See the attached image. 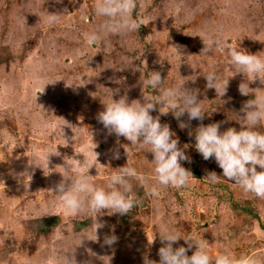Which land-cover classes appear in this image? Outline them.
<instances>
[{
	"label": "rangeland",
	"instance_id": "obj_1",
	"mask_svg": "<svg viewBox=\"0 0 264 264\" xmlns=\"http://www.w3.org/2000/svg\"><path fill=\"white\" fill-rule=\"evenodd\" d=\"M137 3L140 29L122 37L105 35L97 47L85 39L103 22L94 12L96 0H0V264H59L66 250H75L77 264H144L145 256L158 264L161 223L205 240L213 259L222 253L254 255L264 264V200L225 179L215 159L204 160L189 135L201 123L223 122L221 132L240 130V109L252 98L239 92L246 78L232 68L226 49L201 55L200 35L222 33L232 47L264 58V0ZM49 14L58 20L49 24ZM212 70L229 79L224 97L206 87L204 74ZM153 72L161 74L165 87L183 83L197 91L205 111L203 121L182 116L189 125L183 130L173 113L151 112L179 139L178 147L190 158L181 165L193 176L188 187L164 188L158 198L133 181L141 202L126 215L104 210L97 217L104 225L97 230L99 242L92 241L93 216L67 215L60 207L55 186L63 179L61 166L87 154L92 183L107 190V177L127 164V147L130 166L153 183V154L109 135L97 121L103 103L112 99L143 103V94L158 95L143 85ZM249 87L264 85L257 79ZM257 130L264 132V125ZM25 171L31 177L24 184ZM213 171L220 177L215 182L205 178ZM44 217L58 222L37 238L36 220ZM113 234L118 241L102 247L104 237ZM148 239L155 240L149 245ZM181 245L187 246L183 239L174 247Z\"/></svg>",
	"mask_w": 264,
	"mask_h": 264
},
{
	"label": "clouds",
	"instance_id": "obj_2",
	"mask_svg": "<svg viewBox=\"0 0 264 264\" xmlns=\"http://www.w3.org/2000/svg\"><path fill=\"white\" fill-rule=\"evenodd\" d=\"M137 8V0H96L94 12L96 16L103 18V22L98 30L85 34L86 42L99 47L103 44L102 37L105 35L122 37L138 31L143 25V20L134 18ZM57 20V14H49L47 22L52 24ZM200 37L204 44L201 55L217 49L227 50L232 68L246 78V81L239 85L240 94L252 98L240 109L241 118L236 120L241 125L239 131L235 127H229L221 132L223 122L206 126L201 123L194 133L190 131L189 135H194L195 149L204 160L215 159L225 179L237 185L243 193L264 200V132L257 130L259 126L264 125V88L249 87V83L257 79L264 85V58L232 47L222 33L201 34ZM204 76L208 89H215L218 97L226 95L229 79L222 80L214 70L208 71ZM143 85L158 90L159 94L155 97L143 94V103L139 100L129 103L126 96L119 100L112 99L111 102L103 103L104 109L97 114V121L107 129L109 135L124 137L130 145L145 148L147 152L153 154L151 185L147 183L148 177L144 173L130 166L131 153L127 147H124L128 157L127 164L107 177V190L92 183L89 170L93 165L87 154L83 155L82 161L76 159V164L66 159V164L61 166L64 169L62 173L60 172L63 179L55 186L60 207L67 215L90 213L96 225L95 236L90 240L95 242H99L97 230L104 226L97 222L98 215H102L104 210H107L108 215H126L141 202L133 194V181L144 187L147 195L158 198L164 188L188 187L193 176L190 170L181 165V161L190 162V158L178 147L179 139L173 138L175 134L170 126L161 124L160 117L154 118L151 112L158 108L160 115L173 113L182 130L189 126L181 120L185 114L189 121H203L205 111L202 110L197 91L187 88L183 83L165 87L164 79L159 72H153ZM114 158H120L118 151ZM29 164H33L31 160ZM257 166L260 171L257 170ZM21 175L25 177L24 184L31 177L27 171ZM48 175L49 173L45 174ZM205 178L215 182L220 177L213 171L207 173ZM159 229L162 246L158 250V264H260L254 255L234 258L230 254L222 253L213 259L205 240L183 235L166 223H161ZM181 239L187 246L174 247ZM154 240L148 239L149 245ZM117 241L116 235H106L102 247H111ZM193 248L195 250L188 255ZM59 264H77L75 250L63 251L59 256ZM144 264H157V261L149 260L145 256Z\"/></svg>",
	"mask_w": 264,
	"mask_h": 264
},
{
	"label": "trees",
	"instance_id": "obj_3",
	"mask_svg": "<svg viewBox=\"0 0 264 264\" xmlns=\"http://www.w3.org/2000/svg\"><path fill=\"white\" fill-rule=\"evenodd\" d=\"M58 222V218L57 217H44V218H40L36 220L37 223V228H36V233L35 235L37 236V238L44 234L47 233V231L50 229L51 226L56 225V223ZM79 224V223H77ZM79 227V225H78Z\"/></svg>",
	"mask_w": 264,
	"mask_h": 264
}]
</instances>
